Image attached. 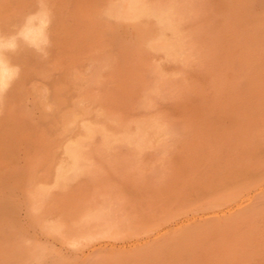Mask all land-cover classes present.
Instances as JSON below:
<instances>
[{
    "label": "rangeland",
    "instance_id": "374dc122",
    "mask_svg": "<svg viewBox=\"0 0 264 264\" xmlns=\"http://www.w3.org/2000/svg\"><path fill=\"white\" fill-rule=\"evenodd\" d=\"M109 1L0 0V58L10 67L0 80V264H264V0H169L177 13L184 7L179 26L187 35L182 34L187 39L182 46L189 49H182L187 53L180 61L150 52L145 42L155 32L153 24L118 22L110 14L115 0ZM30 21L40 24L37 41L27 33L34 26ZM249 28L258 35H248ZM88 119L109 122L115 132L121 125L133 129L136 121L170 132L156 135L140 152L123 141L104 146L98 135L87 148L88 165L79 169L86 173L55 185V162ZM245 176H262L261 184L235 198L233 185ZM36 186L47 197L44 208L31 211L26 194ZM92 209L105 234L72 244L75 224ZM55 218L72 232L49 233L42 224ZM94 224L88 225L91 233Z\"/></svg>",
    "mask_w": 264,
    "mask_h": 264
},
{
    "label": "bare ground",
    "instance_id": "6f19581e",
    "mask_svg": "<svg viewBox=\"0 0 264 264\" xmlns=\"http://www.w3.org/2000/svg\"><path fill=\"white\" fill-rule=\"evenodd\" d=\"M8 1V0H7ZM19 1H21V0H19ZM110 1H112V0H110ZM109 1V2H110ZM173 1V0H172ZM176 1V0H175ZM175 1H174V4H175ZM24 2V1H23ZM51 2H53V1H51ZM50 2V3H51ZM107 3H108V1H106ZM105 2V3H106ZM165 2H168V3H163V2H161V3H163V4H158L159 3V1H158V3H154V2H151V0H115L113 3H112V6H111V8H110V14H111V16L113 17V19H116V20H118V22H120L121 20H123V19H130V20H141V21H144V22H146V23H152L153 24V27L154 28H152L153 29V31L155 30V32L152 34L151 32H149L148 34H151V36L150 35H148V36H150V37H147V34H146V36L145 37H147L148 39L146 40V46L148 47V48H150V49H148V50H150V52H151V50H152V52L154 51V52H156V54L157 53H159L161 56H159L161 59L163 58L165 61H167V60H176V59H178L179 60V58L181 59L182 58V53H184L185 52V54L187 53L186 51L187 50H185L184 52H182V49H185L186 48V46L185 47H183L182 46V44L187 40V39H185L184 40V42H183V38H182V34L184 33V32H182V34H181V26H179V24L181 25H183V22L182 23H180L179 21L182 19V17H181V19H180V17L179 16H181V15H179V13H181L182 11V9H184V7L182 8V6L181 5H179V6H181V8L182 9H180V11H179V13H177L176 12V10H178V9H176L175 7L177 6V5H175L174 6V4H172V3H169V0L167 1H165ZM180 2V1H179ZM179 2H177V3H179ZM249 2V1H248ZM18 3H20V2H18ZM1 4V3H0ZM2 4H5L4 6L6 7V3H3L2 2ZM8 4V3H7ZM26 4V3H25ZM24 4V5H25ZM47 5H48V3H46ZM110 4V3H109ZM10 5V4H9ZM108 5V4H107ZM106 5V6H107ZM56 6V5H55ZM105 6V7H106ZM1 7V6H0ZM49 8V7H48ZM50 8H51V6H50ZM104 8V7H103ZM105 9V8H104ZM2 11V10H1ZM32 10H30V12H31ZM35 11V10H34ZM46 11H47V9H46ZM49 11V10H48ZM184 12H185V10H184ZM186 13V12H185ZM40 14V13H39ZM48 14V13H47ZM4 15H5V12H4ZM53 15V14H52ZM49 16H51V15H49ZM28 17V16H27ZM41 17V16H40ZM40 17H39V19H40ZM55 17V16H54ZM108 17H110V16H108ZM254 17V16H253ZM256 17H257V15H256ZM264 17V16H263ZM2 18H4V17H2ZM9 20H10V18L9 17H7ZM44 18V17H43ZM102 18V17H101ZM183 18H185V16L183 17ZM255 18V17H254ZM259 18V17H258ZM111 19V18H110ZM109 19V20H110ZM113 19H112V21H113ZM257 19V18H256ZM3 19H1L0 20V22L2 21ZM5 20H7V19H5ZM18 20V19H17ZM31 20V19H30ZM36 20H38V19H36ZM40 20H42V19H40ZM50 20H52V19H50ZM50 20H48V22H51ZM107 20H108V18H107ZM120 20V21H119ZM251 20V19H250ZM258 20H260V19H257V24H259L258 23ZM19 21V20H18ZM18 21H16L17 23H18ZM43 22L45 21V20H42ZM53 21H54V19H53ZM125 21H128V20H125ZM182 21H183V19H182ZM4 22V21H3ZM7 22V21H6ZM11 22V21H10ZM14 22V21H13ZM16 22H15V25H16ZM31 23H32V21H30ZM39 22V21H38ZM42 22V23H43ZM46 22V21H45ZM44 22V23H45ZM55 22V21H54ZM123 22H124V20H123ZM123 22H121V24L123 23ZM129 22H131V21H129ZM242 22V21H241ZM8 23V22H7ZM7 23H5L6 25H7ZM37 23V22H36ZM132 23V22H131ZM130 23V24H131ZM137 23V22H136ZM138 23H140V22H138ZM247 23V22H246ZM9 24V23H8ZM26 24H27V22H26ZM35 24V23H34ZM33 23H32V25L30 24V26H33L34 25ZM50 24V23H49ZM56 24V23H55ZM113 24H114V22H113ZM120 24V23H119ZM124 24V23H123ZM122 24V25H123ZM126 24V23H125ZM124 24V25H125ZM132 24H134V25H136L135 23H132ZM142 24V23H141ZM152 24H151V27H152ZM241 24V23H240ZM256 24V25H257ZM263 24V23H262ZM13 25H14V23H13ZM25 25V24H24ZM39 25L40 24H38V26L36 27L35 25L33 26V27H29L31 30H29V28L27 27V26H25L24 28H28V35H30L31 37H32V39H34V40H38L37 38L40 36V32H39V29H38V27H39ZM47 25V24H46ZM144 25H145V23H144ZM144 25H142V26H144ZM246 25V24H245ZM255 25V26H256ZM260 25V24H259ZM2 26H4V24L2 25ZM19 26V25H18ZM21 26V25H20ZM53 26V25H52ZM129 26H131V25H129ZM136 26H139V25H136ZM147 26H148V24H147ZM264 26V25H263ZM13 27V26H12ZM23 27V26H22ZM35 27V28H34ZM46 27V26H45ZM44 27V28H45ZM252 27H254V26H252ZM259 27H261V26H259ZM11 28V27H10ZM14 28H16L15 26H14ZM21 28V27H20ZM20 28H18V29H20ZM23 28V29H24ZM34 28V29H33ZM108 28V27H107ZM132 28V27H131ZM130 28V29H131ZM138 28V27H137ZM146 28V27H145ZM183 28V27H182ZM250 28H251V26H250ZM250 28H249V31H248V35L250 34V33H252V34H257L256 32V30L254 31V32H250L251 30H250ZM256 28H257V30H258V27L256 26ZM7 29V28H6ZM48 29V28H47ZM57 29V28H56ZM111 29H112V25H111ZM138 29H141L140 27L138 28ZM147 29V28H146ZM150 29V28H149ZM248 30V28H245V30ZM252 29V28H251ZM254 29V28H253ZM260 29V28H259ZM17 30V29H16ZM20 30H22V29H20ZM26 30V29H25ZM24 30V31H25ZM61 30V29H60ZM134 30H136V29H134ZM142 30H144V29H142ZM262 30H264V29H262ZM49 31V30H48ZM137 31H139V30H137ZM148 31H151V30H148ZM182 31H183V29H182ZM2 32V31H1ZM4 32V31H3ZM7 32V31H6ZM22 32V31H21ZM26 32V31H25ZM25 32H24V34H25ZM47 32V31H46ZM64 32V31H63ZM107 32V31H106ZM250 32V33H249ZM259 32V31H258ZM264 32V31H263ZM23 33V32H22ZM55 33V32H54ZM60 33V32H59ZM144 33V32H143ZM11 34V33H10ZM15 34V33H14ZM48 34V33H47ZM46 34V35H47ZM66 34V33H65ZM142 34V33H141ZM138 35L139 37H141V38H143V36L142 35ZM251 34V35H252ZM260 34H261V32H260ZM259 34V35H260ZM9 35V34H8ZM46 35H45V37H46ZM184 35H186L185 33H184ZM247 35V34H246ZM258 35V34H257ZM11 36V35H10ZM24 36V35H23ZM47 36H49V35H47ZM56 36V35H55ZM253 36V35H252ZM45 37H44V40H46L45 39ZM52 37V36H51ZM144 37V38H145ZM184 37H187V35L186 36H184ZM250 37V36H249ZM248 37V38H249ZM253 37H256V36H253ZM251 38V40L252 39H254V38ZM264 37V36H263ZM12 37H10V39H11ZM25 38V37H24ZM49 38H50V36H49ZM48 38V39H49ZM257 38V37H256ZM15 39V38H14ZM55 39H56V37H55ZM63 39V38H62ZM261 39V38H260ZM0 40H2V38H0ZM13 40V39H12ZM19 40H20V38H19ZM22 40V39H21ZM29 40V39H28ZM50 40H52V38L50 39ZM49 40V41H50ZM9 41V40H8ZM7 41V39L4 41V42H6V43H10V42H8ZM16 41V40H15ZM23 42H24V40H22ZM33 41V40H32ZM40 41V40H39ZM259 41V40H258ZM18 42V41H17ZM31 42V41H30ZM50 42H52V41H50ZM138 42V41H137ZM142 42L143 41H141V43L139 44L140 45V47H141V45H143L142 44ZM252 42H254V41H252ZM3 43V42H2ZM26 43H28V42H26ZM41 43H44L43 42V40H42V42ZM144 43V42H143ZM144 43V44H145ZM187 43V42H186ZM4 44V43H3ZM25 44V43H24ZM7 45V44H6ZM10 45V44H9ZM13 45H14V43H13ZM26 45V44H25ZM31 45V44H30ZM32 45H33V42H32ZM44 45V44H43ZM187 45V44H186ZM12 46V45H11ZM138 46V45H137ZM251 46V45H250ZM24 47V46H23ZM35 47V46H34ZM144 47V46H143ZM143 47H141V48H143ZM181 47H183V48H181ZM8 48V47H7ZM18 48H20V45L18 46ZM25 48V47H24ZM28 49H29V47H27ZM27 48H26V50H24V51H27ZM140 48V50H142ZM17 49V48H16ZM31 49V48H30ZM36 49H39V48H36ZM134 49H136V48H134ZM144 49V48H143ZM186 49H189V46H188V48H186ZM6 50H8V49H6ZM10 50V49H9ZM22 50V49H21ZM138 50V49H137ZM12 50H10V52H11ZM14 51V50H13ZM13 51H12V53H13ZM23 51V52H24ZM2 52V51H1ZM3 52H5V50L3 51ZM7 52V51H6ZM5 52V53H6ZM99 52V51H98ZM139 52V51H138ZM137 52V53H138ZM141 52V51H140ZM153 52V53H154ZM9 53V52H8ZM15 53V52H14ZM25 53V52H24ZM1 54H3V53H1ZM20 54V53H19ZM25 54H27V52L25 53ZM30 54H32V53H30ZM12 55V54H11ZM21 55H23L22 53L20 54V57H21ZM29 55V54H28ZM17 56H19V55H17ZM183 56H184V54H183ZM4 57H5V55H4ZM9 57H10V55H9ZM153 57V56H152ZM158 57V56H157ZM27 58H28V56H27ZM89 58V57H88ZM160 58H158V59H160ZM24 59H26V58H24ZM21 60V59H20ZM149 60H151V59H149ZM163 60V61H164ZM24 61V60H23ZM165 61L163 62V64L165 63ZM180 61V60H179ZM147 62H148V60H147ZM160 62H162L161 60H160ZM159 62V63H160ZM170 62V61H169ZM10 63V62H9ZM14 63V62H13ZM22 63V62H21ZM28 63V62H27ZM149 63V62H148ZM167 63V62H166ZM165 63V64H166ZM12 64V63H11ZM26 64V63H25ZM93 64V63H92ZM99 64V63H98ZM150 64V63H149ZM157 64V63H156ZM161 65H162V63H160ZM23 65V64H22ZM28 65V64H27ZM153 65V64H152ZM264 65V64H263ZM11 66V65H10ZM7 67V65L5 66L4 64H3V61H2V59L0 58V80H4V75L6 74V72H7V69H9V68H6ZM104 67V66H103ZM102 67V68H103ZM159 67V66H158ZM163 67V66H162ZM25 68V67H24ZM96 68V67H95ZM95 68H94V70H95ZM98 68V67H97ZM101 68V67H100ZM21 69V68H20ZM26 69H27V67H26ZM104 69V68H103ZM155 69V68H154ZM159 69V68H158ZM163 69H164V67H163ZM261 69V68H260ZM262 69H263V67H262ZM12 70V69H11ZM156 70V69H155ZM154 70V71H155ZM160 70H162V68L160 69ZM159 70V71H160ZM166 70V69H165ZM264 70V69H263ZM43 71V70H42ZM98 70L96 69V72H97ZM9 72V71H8ZM7 72V73H8ZM38 72V71H37ZM165 72V71H164ZM167 72V71H166ZM11 73V72H10ZM22 73V72H21ZM87 73V72H86ZM14 74V73H13ZM12 74V75H13ZM43 74V73H42ZM92 74H93V72H92ZM99 74H100V72H99ZM158 74V73H157ZM162 74H163V71H162ZM7 75V74H6ZM10 76L9 77H12L11 76V74H9ZM79 75V74H78ZM101 75V74H100ZM166 75V74H165ZM14 76H15V74H14ZM20 76V75H19ZM80 76V75H79ZM90 76H91V74H90ZM27 77V76H26ZM82 77V76H81ZM161 77V76H160ZM160 77H158V78H160ZM166 77V76H165ZM21 78V77H20ZM29 78V77H28ZM74 78V77H73ZM161 78H163V77H161ZM7 79V78H6ZM75 79V78H74ZM80 79V78H79ZM78 79V80H79ZM81 79H83V77L81 78ZM81 79L79 80L80 82H81ZM164 79V78H163ZM166 79H167V77H166ZM9 80V79H8ZM15 80V79H14ZM20 80V79H19ZM73 80V79H72ZM259 80V79H258ZM55 81H57V80H55ZM62 81V80H61ZM64 82H66L65 81V79L63 80ZM62 81V82H63ZM76 81V80H75ZM83 81V80H82ZM89 81H90V79H89ZM88 81V82H89ZM5 82V81H4ZM63 82V83H64ZM69 82V81H68ZM71 82H73V81H71ZM70 82V83H71ZM84 82H86V80L84 81ZM84 82H82V84L84 83ZM87 82V83H88ZM0 83H2L1 85H3L4 83L3 82H1L0 81ZM12 83H14V82H12ZM167 83V82H166ZM21 84V83H20ZM19 84V85H20ZM1 85H0V87H1ZM9 85H11V83L9 84ZM8 85V86H9ZM14 85V84H13ZM54 85V84H53ZM66 85V87L68 86L67 84H65ZM84 85H86V83L84 84ZM83 85V86H84ZM8 86L6 87L7 89H6V91L8 90ZM33 86V85H32ZM59 86V85H58ZM79 86V85H78ZM77 86V87H78ZM157 86H158V84H157ZM25 87V86H24ZM42 87V86H41ZM55 87V86H54ZM75 87V86H74ZM86 87H87V85H86ZM151 87V86H150ZM62 88H64V87H62ZM62 88L60 87V88H57V89H61L62 90ZM80 88H81V86H80ZM84 88V87H83ZM152 88V87H151ZM157 88V87H156ZM11 89V88H10ZM31 89V88H30ZM36 89H39L38 88V86H37V88ZM68 89V88H67ZM66 89V90H67ZM158 89V88H157ZM13 90V89H12ZM11 90V91H12ZM24 90H25V88H24ZM53 90V89H52ZM63 90H65V89H63ZM62 90V91H63ZM70 90V89H69ZM68 90V91H69ZM79 90V89H78ZM9 91V90H8ZM15 90H13V93H15L14 92ZM40 91V90H39ZM39 91H36V92H39ZM45 91V90H44ZM50 91V90H49ZM55 92H56V88H55V90H54ZM84 91V93H85V90H83ZM2 92V91H1ZM5 92V91H4ZM41 92V91H40ZM47 92V91H46ZM80 92V91H79ZM82 92V91H81ZM81 92H80V95H81ZM6 93V92H5ZM10 93V92H9ZM28 93V92H27ZM30 93H32V92H30ZM49 93V92H48ZM52 93V92H51ZM63 93H64V91H63ZM65 93H66V91H65ZM77 93V92H76ZM90 93V92H89ZM6 94H8V93H6ZM19 94V93H18ZM26 94V93H25ZM43 94H45V93H43ZM47 94V93H46ZM54 94H56V93H53V95ZM2 95H3V92H2ZM32 95V94H31ZM40 95H42V93L40 94ZM79 95V94H78ZM84 95V94H83ZM88 95H90V94H88ZM87 94L86 95H84V96H88ZM92 95V94H91ZM90 95V96H91ZM5 96V95H4ZM8 96V95H7ZM18 96V95H17ZM25 96H27V95H25ZM43 97H44V95H42ZM50 96V95H49ZM52 96V95H51ZM151 96V95H150ZM3 97V96H2ZM14 97H16V96H14ZM36 97V96H35ZM73 97H74V94H73ZM78 97V96H77ZM93 97H94V95H93ZM5 98V97H4ZM49 98V97H48ZM47 98V96H46V98H44V99H48ZM52 98V97H51ZM71 98V97H70ZM75 98V97H74ZM78 98H80V97H78ZM89 98V97H88ZM3 99V98H2ZM8 99V98H7ZM10 99V98H9ZM35 99V98H34ZM55 99H56V96H55ZM85 98H83V100H84ZM91 99V98H90ZM93 99V98H92ZM91 99V100H92ZM150 99V98H149ZM4 100V99H3ZM6 100V99H5ZM19 100V99H18ZM17 100V101H18ZM22 100V99H21ZM33 100V99H32ZM42 100V99H41ZM51 100V99H50ZM73 100H75V99H73ZM78 99H76V101H77ZM80 100V99H79ZM90 100V101H91ZM94 100V99H93ZM92 100V101H93ZM16 101V102H17ZM23 101H24V99H23ZM46 101V100H45ZM48 101V100H47ZM88 101V100H87ZM91 101V102H92ZM3 102V101H2ZM25 102V101H24ZM35 102V101H34ZM33 102V103H34ZM44 102V101H43ZM52 102V101H51ZM51 102H49V103H51ZM59 102V101H58ZM57 102V103H58ZM86 102V101H85ZM32 103V104H33ZM40 103V102H39ZM87 103V102H86ZM1 104V103H0ZM4 104V103H3ZM12 104V103H11ZM18 104V103H17ZM38 104V103H37ZM53 104V103H52ZM76 104V103H75ZM79 104H81L80 102H79ZM78 104V105H79ZM93 104V103H92ZM91 104V105H92ZM48 104H45L44 103V106H47ZM58 105H59V103H58ZM85 105H88V103L87 104H85ZM150 105H151V103H150ZM4 106V105H3ZM51 106V105H50ZM57 106V105H56ZM72 106H74V105H72ZM77 106V105H76ZM83 106V105H82ZM9 107H11V106H9ZM14 107V106H13ZM36 107H38V106H36ZM49 107V106H48ZM67 107V106H66ZM85 107V106H84ZM91 107V106H90ZM3 108H5V106L3 107ZM40 108V107H39ZM41 108H43V107H41ZM50 108V107H49ZM73 108H75V109H77L75 106L73 107ZM72 108V109H73ZM89 108V107H88ZM94 108V107H93ZM10 109V108H9ZM20 109V108H19ZM57 109V108H56ZM64 109H65V107H64ZM67 109H69V108H67ZM81 109H82V107H81ZM99 110H100V108H98ZM3 110V109H2ZM14 110V109H13ZM55 110V109H54ZM57 110H60L59 108L57 109ZM66 110V109H65ZM86 110V109H85ZM88 110V109H87ZM86 110V111H87ZM90 110H92V109H90ZM89 110V111H90ZM102 110H104V109H102ZM11 111V110H10ZM52 111V110H51ZM63 111V110H62ZM72 111V110H71ZM70 111V112H71ZM75 111V110H74ZM73 111V112H74ZM80 111H82V110H80ZM85 111V112H86ZM1 112H3V111H1ZM0 112V113H1ZM14 112V111H13ZM69 112V113H70ZM72 112V113H73ZM75 112H77V110L75 111ZM85 112H84V115H85ZM95 112H97V111H95ZM106 112H109V111H107L106 110ZM10 113V112H9ZM15 113V112H14ZM54 113V112H53ZM60 113H62V112H60ZM78 113H79V110H78ZM77 113V114H78ZM87 113H89V112H87ZM86 113V114H87ZM98 113V112H97ZM104 113V112H103ZM143 113V112H142ZM63 114V113H62ZM67 113H65V115H66ZM81 114V113H80ZM91 114V113H90ZM89 114V115H90ZM101 114V116H102V112L100 113ZM110 114V113H109ZM15 115V114H14ZM53 115H55V114H53ZM68 115V114H67ZM70 115V114H69ZM93 115V114H92ZM91 115V117H93V118H91V119H94L95 117H94V115H96V114H94L93 116ZM104 115H105V113H104ZM77 116V115H76ZM80 116V115H79ZM82 116H83V114H82ZM86 116V115H85ZM97 117H98V115H96ZM101 116H100V118H101ZM110 116H111V114H110ZM9 117V116H8ZM7 117V118H8ZM13 117V116H12ZM72 117V116H71ZM84 117V116H83ZM82 117V118H83ZM87 117H90V116H87ZM95 118L94 120H98V118ZM113 116H111V117H108V118H112ZM55 118V117H54ZM61 118H63V116L61 117ZM67 118V117H66ZM75 118V116L72 118V119H74ZM84 118H86V117H84ZM102 118H105L106 119V116H102ZM57 119V118H56ZM64 119V118H63ZM62 119V120H63ZM76 119V118H75ZM104 119V120H105ZM112 119H115V121L117 120L115 117L114 118H112ZM62 120H59V121H62ZM68 121L70 120V119H67ZM66 120V121H67ZM82 120V119H81ZM80 120V121H81ZM84 120V119H83ZM87 120V119H86ZM100 121H103V120H101V119H99ZM98 120V121H99ZM109 120V119H108ZM144 120H146V119H144ZM155 120V119H154ZM153 119L151 120V121H154ZM58 121V120H57ZM79 121V122H80ZM90 120L88 119V122H89ZM92 121V120H91ZM106 121V120H105ZM109 121H111V120H109ZM138 121H140V120H138ZM148 120H146V122H147ZM56 122V121H55ZM63 122H65V121H63ZM72 122V121H71ZM75 122V121H74ZM78 122V121H77ZM107 122V121H106ZM105 122V123H106ZM120 122L121 121H119V124H120ZM137 122V121H136ZM134 123L135 124V126H133L134 128L133 129H130L129 127H130V125H129V127H128V125L127 126H122L121 124V126L120 127H118V130H117V132H115L114 131V127L115 126H112L111 125V123L109 124V122H107L108 124H101V125H96L95 123H90L89 122V124H85L84 123V121H83V123H84V126H82V131H79L80 133H82L81 134V136L80 137H78V138H76V139H74V140H72L71 142H69V144L67 145V146H65L64 147V149H63V154H64V157L57 163V162H55L57 165L55 166V171H54V174H53V172H51L50 173V175H52L51 177H53L52 179H53V182H54V184L55 185H61V184H63V183H65V181H67L68 179H73L74 177H77L76 175H79V174H77V173H79V172H83V170H81V171H79V169H81V168H83V167H81V166H85V164H87L88 165V162H89V160H88V158L86 157V154H87V148L88 147H90L91 145V143L94 141V138L95 137H97L98 135L100 136L99 138H101V140H102V143L104 144V146L105 145H109L110 146V143H112L114 140L115 141H118V143H121V142H119V141H123V142H125V144L127 143V144H132V146H133V148H134V146H135V148H137V151H138V149H139V151L138 152H140L141 151V149H143V148H146V147H148L149 145H150V143H151V141H152V139L156 136V135H158V134H161L162 136H164L166 133H168V132H170V131H168L167 132V130H169V129H166V131H164V130H162V129H160V130H158V129H156V127L154 128L151 124H146V123H143V122H140V123ZM155 122V121H154ZM153 122V123H154ZM82 123V122H81ZM81 123H80V125H81ZM115 124V122L113 121L112 122V124ZM65 124H66V122H65ZM72 124V123H71ZM100 124V123H99ZM117 124V123H116ZM155 124V123H154ZM163 124V123H162ZM58 125H61L60 123L58 124ZM57 125V126H58ZM70 125V124H69ZM124 125V124H123ZM72 126H74L73 124H72ZM77 126V127H76ZM162 126H164V125H162ZM61 127V126H60ZM67 127V126H66ZM65 127V128H66ZM69 127V126H68ZM75 127H76V129L78 128V125L76 124L75 125ZM81 127V126H80ZM159 127V126H158ZM11 128H13V127H11ZM56 128V127H55ZM55 128H53V129H55ZM161 128H163V127H161ZM167 128V127H166ZM15 129V128H14ZM62 129V128H61ZM64 129V128H63ZM62 129V130H63ZM164 129H165V127H164ZM57 130V129H56ZM60 130V129H59ZM59 130H57V131H59ZM70 130H71V128H70ZM116 130V129H115ZM7 131H9L8 129H7ZM73 131H75V130H73ZM56 132V131H55ZM62 132V131H61ZM61 132H59V134H61ZM77 132V131H76ZM75 132V134L74 135H76L77 133H79V132H77L76 133ZM58 133V132H57ZM66 133L68 134V132H67V130H66ZM71 133H72V131H71ZM62 134H64V133H62ZM169 134V133H168ZM11 135V134H10ZM55 135V134H54ZM64 135H66V134H64ZM78 136V135H77ZM162 136H159V137H162ZM168 136V135H167ZM167 136H166V140H167ZM171 136V135H170ZM16 137V136H15ZM58 137V136H57ZM75 137V136H74ZM158 137V138H159ZM67 138V137H66ZM65 138V139H66ZM163 138V137H162ZM160 139V138H159ZM159 139H157L158 141H159ZM68 140V139H67ZM154 140V139H153ZM161 140H164V139H160V142H161ZM59 141V140H58ZM62 141V140H61ZM60 141V142H61ZM66 142V141H65ZM64 142V143H65ZM57 143V142H56ZM63 143V142H62ZM94 143H96V141L94 142ZM101 143V142H100ZM101 143V144H102ZM114 143H116V142H114ZM67 144V143H66ZM126 144V145H127ZM154 144H155V142H154ZM157 144V143H156ZM61 145V144H60ZM90 145V146H89ZM95 145V144H94ZM129 145V146H130ZM103 146V147H104ZM128 146V145H127ZM152 146V145H151ZM59 147V146H58ZM150 147V146H149ZM59 148H61V147H59ZM58 148V149H59ZM106 148V147H105ZM62 149V148H61ZM57 151V150H56ZM62 151V150H61ZM58 153H59V151H57ZM10 153V152H9ZM61 153V152H60ZM59 153V154H60ZM214 153V152H213ZM58 154V155H59ZM61 155V154H60ZM57 157V156H56ZM54 159H55V156H54ZM56 160V159H55ZM54 160V161H55ZM58 160V159H57ZM2 161V160H1ZM7 161V160H6ZM91 161V160H90ZM4 162V161H3ZM8 162V161H7ZM53 162V161H52ZM92 162V161H91ZM90 162V163H91ZM54 164V163H53ZM47 165V164H46ZM49 165H50V163H49ZM50 167H51V165H50ZM54 167V166H53ZM81 167V168H80ZM24 168V167H23ZM52 168V167H51ZM89 168H90V166H89ZM89 168H88V171H89ZM53 169V168H52ZM85 169H86V167H85ZM84 169V170H85ZM22 170H24V169H22ZM52 171V170H51ZM79 171V172H78ZM85 171H87V169L85 170ZM84 171V172H85ZM83 172V173H84ZM36 173V172H35ZM34 173V174H35ZM42 173V172H41ZM86 173V172H85ZM33 174V175H34ZM36 174H38V173H36ZM43 174V173H42ZM41 175V174H40ZM44 175V174H43ZM26 176H27V174H26ZM35 177H36V175H34ZM42 176V175H41ZM28 177V176H27ZM32 177V176H31ZM38 177V176H37ZM50 177V176H49ZM78 177H80V175L78 176ZM77 177V178H78ZM83 176H82V174H81V178H82ZM249 176H245L244 178H243V181L242 182H238L237 184L236 183H234V185H233V188L232 189H234V190H232V196H238V195H242V193L243 192H247L246 194H248V192H249V190L250 189H255L258 185H260L261 184V182H260V180H262V176H255V177H252V178H248ZM22 178H24L25 179V177H21V179ZM39 178V177H38ZM37 178V179H38ZM77 178H75V179H77ZM27 179H29V178H27ZM43 179V178H42ZM45 179V178H44ZM80 179V178H79ZM78 179V180H79ZM30 180V182H31V179H29ZM32 180H34V179H32ZM46 180V179H45ZM48 180H50L51 182H52V180L51 179H48ZM74 180V179H73ZM77 180V181H78ZM28 181V180H27ZM41 181L42 180H40L39 182L41 183ZM47 181V180H46ZM50 181H48L47 182V184L49 185V182ZM70 181V180H69ZM76 181V180H75ZM22 182H25V181H22ZM43 182H45L44 180H43ZM51 182H50V184H51ZM68 182V181H67ZM72 182V181H71ZM70 183V182H69ZM21 184V183H20ZM39 184V183H38ZM66 184V183H65ZM13 185V184H12ZM34 185H35V183H34ZM34 185H32V186H34ZM39 185H42V184H39ZM47 185V186H48ZM67 185V184H66ZM69 185V184H68ZM19 186V185H18ZM62 186V185H61ZM65 186V185H64ZM26 187V186H25ZM53 187V186H52ZM48 188V187H47ZM28 189V188H27ZM61 189V188H60ZM65 189V188H64ZM29 190V189H28ZM48 190V189H47ZM51 190V189H50ZM53 190V189H52ZM252 190V191H253ZM12 191V190H11ZM213 191V190H212ZM251 191V192H252ZM26 192V191H25ZM24 192V193H25ZM46 192V191H45ZM44 192V190H43V187H38V186H36V187H32L29 191H28V194H26L27 195V198H28V200H29V208L31 209V211H37V210H39L41 207H43L42 205L44 204V200H45V194H43V193H45ZM51 192V191H50ZM9 193H11V192H9ZM53 193V192H52ZM214 193H215V190H214ZM213 193V194H214ZM244 194V193H243ZM3 195H5V194H3ZM2 195V196H3ZM8 195V194H7ZM240 195V196H241ZM52 196V195H51ZM231 196V195H230ZM246 196V195H245ZM47 197V196H46ZM48 197H49V195H48ZM219 197H221V196H219ZM218 197V198H219ZM241 197H243V196H241ZM22 198H24V197H22ZM26 198V197H25ZM226 198V197H225ZM231 198V197H230ZM236 198V197H235ZM25 200V199H24ZM27 200V199H26ZM46 200H48L47 198H46ZM49 200H50V198H49ZM228 200V199H227ZM242 200V199H241ZM7 201V200H6ZM9 201V200H8ZM7 201V202H8ZM21 201V200H20ZM235 201V200H234ZM7 202H5V205H6V203ZM10 202V201H9ZM8 202V203H9ZM7 203V204H8ZM26 203H28V202H26ZM46 203H48V202H45V204ZM1 205H2V203H0ZM4 204V203H3ZM231 204V203H230ZM229 204V205H230ZM0 205V206H1ZM48 205V204H47ZM223 205H225V204H223ZM27 206V205H26ZM49 206V205H48ZM47 206V207H48ZM231 207H232V205H230ZM238 206V205H237ZM5 207V206H4ZM6 207H7V205H6ZM44 208V207H43ZM233 208V207H232ZM42 209V208H41ZM230 209V208H229ZM1 210H2V212H4L3 210V208H1ZM6 210H8V209H6ZM44 210V209H43ZM46 210V209H45ZM51 210V209H50ZM50 210H49V212H50ZM89 210V209H88ZM87 210V211H88ZM26 211H28V210H26ZM52 211V210H51ZM1 212V211H0ZM6 212H8V211H6ZM29 212V211H28ZM42 212V211H41ZM48 212V213H49ZM75 212V211H74ZM5 213V212H4ZM31 213V212H30ZM34 213V212H33ZM38 213V212H37ZM45 213H46V211H45ZM47 213V216L48 215H50V214H48ZM32 214V213H31ZM31 214H29V215H31ZM39 214H41V213H39ZM65 214V213H64ZM68 214V213H67ZM76 214H77V212H76ZM101 214V213H100ZM252 214H253V212H252ZM252 214H251V216H252ZM3 215H5V214H3ZM8 215L9 216H11L9 213H8ZM8 215H6V217L8 216ZM28 215V214H27ZM35 215V214H34ZM45 215V214H44ZM63 215V214H62ZM69 215V214H68ZM68 215L66 216V217H68ZM0 216H1V213H0ZM12 216H14V215H12ZM72 216V215H71ZM30 217H32V215L30 216ZM46 217V216H45ZM48 217H50V216H48ZM80 217V216H79ZM84 217L85 218H82V219H80L79 218V221L75 224L76 226H74V230H73V232H72V230L70 231V230H68V224H66L65 222H62V221H57L56 220V218H55V220H51L52 222H50L49 220H48V224L47 223H44V222H41V223H44V224H42V225H45L46 224V228H47V230H48V232L49 233H51V232H54V233H57V234H59L61 237H63L64 236V232H65V230H66V228H67V230L68 231H70V232H72L71 233V240H70V242L72 243V244H76L77 243V241H78V239L80 238V237H82V236H87V237H92L93 236V234H99V233H101V234H105V233H103V232H105L107 229H105L104 227L102 228L101 227V225H102V223L100 224V221L102 220V218H101V216L97 213V212H95V210H91V211H88V212H86L85 214H84ZM103 217V216H102ZM259 217H261V215L259 216ZM15 217H13V219H14ZM34 218V217H33ZM29 218H27V220H28ZM42 219H44V217H43V214H42ZM51 219H54V218H51ZM62 219V218H61ZM64 219V218H63ZM10 220H12V219H10ZM9 220V221H10ZM31 220V219H30ZM45 220L47 221V218H45ZM35 221V220H34ZM39 221V220H38ZM45 221V222H46ZM35 222H37V220L35 221ZM67 222V221H66ZM29 223H31V222H29ZM90 223H95L94 224V226H95V228H96V230L95 229H93L95 232L94 233H91V230H89V227H88V225L90 224ZM32 224V223H31ZM38 225H40V224H38ZM204 225V224H203ZM202 225V226H203ZM7 226V225H6ZM36 226V225H35ZM103 226V225H102ZM108 226V225H107ZM208 226V225H207ZM11 227V226H10ZM40 227V226H39ZM43 227V229L45 230V228H44V226H42ZM73 227V226H72ZM111 227V226H110ZM205 227V226H204ZM112 228V227H111ZM194 229V228H193ZM196 229V228H195ZM204 228H202V230H203ZM92 230V231H93ZM113 230V229H112ZM5 231V230H4ZM198 231H199V229H198ZM207 231V230H206ZM69 232V233H70ZM188 232H189V230H188ZM190 232H192V231H190ZM9 233V232H8ZM202 234V233H201ZM8 235H10V233L8 234ZM7 235V236H8ZM68 235V234H67ZM4 236H6L5 234H4ZM13 236V235H12ZM69 236V235H68ZM201 237V236H200ZM65 238V237H64ZM66 238H68V237H66ZM113 238V237H112ZM4 239H6V242L8 241L7 240V237L5 238L4 237ZM171 240V239H170ZM173 240H176V239H173ZM178 240H179V237H178ZM168 241V240H167ZM1 242V241H0ZM169 242V241H168ZM172 242V241H171ZM75 247V246H74ZM38 250H40L39 248H37ZM43 249H45V248H42L41 250H43ZM44 251V250H43ZM32 252H34V251H32ZM41 252V251H40ZM35 253V252H34ZM39 253V252H38ZM44 253H46V251L44 252ZM30 255V254H29ZM44 255V254H43ZM176 256V255H175ZM31 257V256H30ZM29 257V258H30ZM38 259V258H37ZM41 259V258H40ZM30 260V259H29ZM181 262V261H180Z\"/></svg>",
    "mask_w": 264,
    "mask_h": 264
}]
</instances>
